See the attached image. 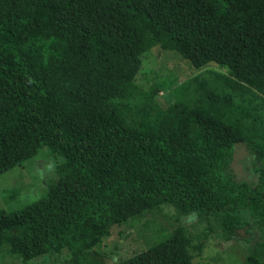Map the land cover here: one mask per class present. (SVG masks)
Wrapping results in <instances>:
<instances>
[{"label": "trees", "instance_id": "16d2710c", "mask_svg": "<svg viewBox=\"0 0 264 264\" xmlns=\"http://www.w3.org/2000/svg\"><path fill=\"white\" fill-rule=\"evenodd\" d=\"M155 46L205 67L164 107L127 75ZM43 145L63 160L38 199L0 209V254L102 264L112 226L169 205L202 227L115 264H194L210 218L251 233L243 212L263 231L245 262L264 264V0H0V174ZM239 145L253 182L232 172Z\"/></svg>", "mask_w": 264, "mask_h": 264}, {"label": "rangeland", "instance_id": "374dc122", "mask_svg": "<svg viewBox=\"0 0 264 264\" xmlns=\"http://www.w3.org/2000/svg\"><path fill=\"white\" fill-rule=\"evenodd\" d=\"M209 67L219 69L213 64ZM204 68L198 70L176 51L162 50L155 46L141 58L135 72L127 75L145 92L157 88L155 99L164 107L173 101L170 91L174 87ZM62 160L60 155L52 153L49 147L43 145L33 157L2 172L0 209L17 210L38 199L46 192L48 182L56 176V169ZM231 169L238 178L250 182L257 179L249 154L243 145L236 146ZM243 216L251 222V233L244 234L241 230V235L230 240L224 238L218 223L210 218L213 233L209 235L201 254L193 259L194 264H247L245 256L252 241L261 239L263 231L252 224L247 212H243ZM177 224H183L189 230L196 231L202 227L203 222L194 215L177 217L172 207L162 205L157 210L144 213L138 219H130L123 224L112 226L109 235L94 249L100 254L102 264H115L118 260L125 259L166 237ZM67 260L68 254L64 251L27 262L5 250L0 254V264H64Z\"/></svg>", "mask_w": 264, "mask_h": 264}]
</instances>
